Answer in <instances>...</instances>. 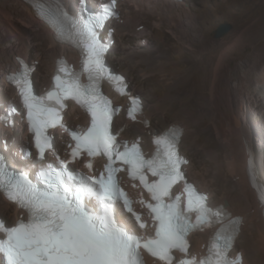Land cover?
I'll return each instance as SVG.
<instances>
[{"label":"snow or ice","instance_id":"1","mask_svg":"<svg viewBox=\"0 0 264 264\" xmlns=\"http://www.w3.org/2000/svg\"><path fill=\"white\" fill-rule=\"evenodd\" d=\"M115 7L116 0H110L100 13L85 16L84 10L72 21L81 52L79 70L58 61L51 88L43 95L35 94L32 69L23 60L9 77L21 98L25 110L21 115L32 140L21 150L28 162L24 170H11L0 155V190L27 213L26 220L21 218L14 226L0 221V256L4 264H144L147 252L163 264H243L242 255H230L239 219L231 217L227 206L209 207L207 195L185 179L182 166L188 161L177 150L183 130L154 134V151L147 158L139 138H118L124 130L114 129L113 117L120 109L102 93L101 83L115 85L120 95L127 85L123 76L107 70V46L97 31L116 15ZM69 102L89 117L86 127L66 126ZM16 112L15 107L10 109V114ZM140 114L142 105L133 98L127 115L136 121ZM57 128L70 137L63 159L49 135ZM48 153L56 157V164L45 163ZM74 163L87 171L70 167ZM33 169L35 183L29 178ZM122 173L140 189L135 201L121 187ZM181 183L182 191L175 192ZM134 205L146 210L148 219ZM214 225L220 228L206 255H192L189 234Z\"/></svg>","mask_w":264,"mask_h":264},{"label":"rangeland","instance_id":"2","mask_svg":"<svg viewBox=\"0 0 264 264\" xmlns=\"http://www.w3.org/2000/svg\"><path fill=\"white\" fill-rule=\"evenodd\" d=\"M183 1L185 2V4L182 8L185 10L181 8L182 11H176L177 15L148 14L140 21L141 26L137 28V32H142L144 30H146V32L148 31L146 34L147 39H145L141 43V46H143L142 49L149 50V55L152 59H160V46L163 47L164 45H167V47L169 48L173 46V49L169 50L166 54L167 56H169L167 60L171 64L168 72L164 76L159 75L158 73L147 74V76H144L142 69H147L148 66L147 64H143L139 61L135 68V76L136 82H142L141 87L136 88L134 81H131L130 77H128V79L131 82V90H133L136 94H140L145 101V112L151 122V126L149 128L150 131L161 132L168 126L173 125L175 122H180L187 127V121H192V128H189L190 130L187 128L184 134L182 149L183 152L188 156V158L192 160L191 162H199V164L201 163L202 167H200L199 164L197 167H191L190 170H188V177H190L191 180L198 179L202 183L205 178L208 183V189H210L212 192L215 191L214 193H216V196L214 195V199L215 197L219 199L223 196L226 189L233 185V181L230 180L224 164V152L227 150L225 148V144L220 139H218L215 134L209 135L206 132L207 129L213 127V122L211 121L210 117L214 114V109L216 107L213 106V100L211 99V94L209 91L213 67L216 61V50L213 47V44L220 43L233 32H235L236 30L238 31L241 28L246 29L251 26L257 28L264 27V0L245 1L239 4V8L233 9L229 6V0H214L211 3H205L207 10L204 9L205 7L200 0ZM71 3L73 7H77L78 0H72ZM199 4H201V6ZM119 8L120 20H118V24L125 23L126 19L131 16V14L133 15L136 9L133 2L129 0H120ZM207 14L211 15L212 23H208V25L204 26V35H202L201 38L198 37L199 39H197V36L196 38L194 36L197 35L198 28H193V18L195 16H203L206 19L205 21L208 22L207 19L209 16ZM129 18L131 21L132 17ZM13 21L20 29L22 28V32L30 35L31 43L33 46L31 49L34 52L39 50L38 54L40 55H42L41 52H44L43 57H45L47 61L44 64L42 63V61L41 64L40 61H36L38 62L37 67L42 70H40V72H37L36 76L34 77L36 84L40 87L49 84L51 72L47 71V67L48 65L52 67L55 61L54 57L50 55L52 49H49V40L44 37L43 34L33 33L29 27L25 26L22 23L21 20L15 19ZM221 24H230L232 28L222 37L216 38L215 32ZM132 29L135 30V26H133ZM181 29H183L184 31H181ZM124 33V36L129 39V47L135 48L139 45L140 41L135 36L134 32L130 30V32ZM114 37L116 39V46L114 47L115 50L113 51V53H116L117 55L115 54L113 56H119L120 51H122L121 47L123 48L124 44H119L117 31L115 32ZM204 38L207 39L210 47L204 45ZM190 42L192 44H190ZM262 46H264V33H261L258 37L253 35L248 36L247 41L243 46L244 53L246 55H249L252 50L255 49V47L258 50H261ZM189 47L192 50L194 48L195 51H192ZM48 50L51 51L49 52L50 56H47V53L45 52ZM186 53H188L192 57L186 56ZM139 55L140 52L139 54H136L131 58L121 57L120 65H116L114 63L111 55L108 59L110 63L116 69H118V71L123 72V70L129 66L130 62H136L138 60ZM232 56L233 57L227 60L225 64L224 68H226V72L224 71L222 73L219 91L216 95L217 100H219L218 103H220L221 106H223L224 103V109L222 108V110L227 114L229 113L225 108V102L229 100L231 94L233 95V87L238 83V76L244 74L243 71H239V67L243 63L241 56L235 53ZM34 58L35 55L33 53L27 59L33 61ZM178 60L184 61L185 63L183 65L177 66L176 63L178 62ZM43 66H46V68L44 69ZM187 69H189L192 73L193 79L189 83L182 82L180 84V81H182L180 80V78L183 77V73ZM39 73L42 74L43 77L45 74L44 80L38 78ZM252 79V83H255V78L253 77ZM1 81L2 83L4 82L3 79H1ZM168 94H172L174 100L167 101L165 99V96H167ZM13 97L14 92L11 87H9L8 92H4L0 89V112L5 109L8 101H10ZM256 99L259 101H264V95L260 94L256 96ZM1 100H4L5 102H2ZM165 101H167L165 109H158V105ZM200 111L205 112L209 117L202 119L201 115L199 114ZM256 116L257 115L255 114H252V116L248 115L247 122L252 132V138L254 139H252V142L254 143L255 147L254 153H256L255 167L256 169H259V166H261L260 161L264 158V126L259 124ZM83 118L84 116H81V119ZM122 118L123 117H121V119ZM73 119L74 117L69 121H72ZM123 121L124 119H122L121 124L123 123ZM202 121H204L205 124H203ZM140 126V124L133 125L134 132L132 134V137L137 134L136 132ZM16 131H18L17 136H19V138L21 133L24 135V133L20 129H16ZM12 137L13 136H10L8 138L9 142L12 141ZM2 138V135H0V144ZM148 138L149 136L147 134H142L143 146L145 148H149ZM209 139L214 142V148L220 149V151L218 152V158H216L214 161L209 159L208 150L202 146L203 144L207 145L210 141ZM18 141L19 140H17L16 142L18 143ZM0 146H2V144ZM16 150L17 148L14 149L15 152ZM208 166L209 172L206 168ZM261 168L263 167L261 166ZM3 201L4 200L0 197V216L7 218L9 223H13L14 213L12 210L10 212L5 211L6 206L2 204ZM210 202L213 204V198H211ZM245 221L246 225L242 228V232L237 240L236 250L241 251L244 254L245 258H249L251 264H262L264 261V249H261L260 243L257 239V232L253 228V225L249 223L248 220ZM207 236L208 234L206 235L203 232L200 233L199 237L202 243L208 239ZM249 244H252V246L254 245L253 250L252 248H250ZM192 245L195 249H200L201 247V245L199 246L198 243L193 240V238Z\"/></svg>","mask_w":264,"mask_h":264},{"label":"bare ground","instance_id":"3","mask_svg":"<svg viewBox=\"0 0 264 264\" xmlns=\"http://www.w3.org/2000/svg\"><path fill=\"white\" fill-rule=\"evenodd\" d=\"M33 1L36 0H0V89L4 92H8L9 90L8 84L5 83L6 73L17 67L15 60L16 57H25L27 59L31 54L34 53L35 61H40V64L41 61L43 64L47 61V59L43 57L44 52H41L42 55H40L38 54L39 50L34 52L31 49L33 46L31 43L30 35L21 31L22 28L20 29L14 23L13 20L15 19L21 20L22 23L25 26L29 27L33 33L43 34V36L49 40L50 43L49 49H52V52L49 50L45 52L47 53V56L49 55V52H51L50 55H52L55 59L54 65L52 67L48 65L47 67V71H50L51 75L53 74L55 69L56 59L60 58L61 56H67L71 60L78 59L76 53L72 49L58 43V41L55 38V35L50 30L49 26L37 17V12L35 11V8L33 6ZM71 1L72 0H65L66 5L67 6L69 5L71 8L77 10V7L72 6ZM130 1H132L136 7L134 14L133 15L131 14V16H129L132 17L131 21L130 18L128 17L126 19V22L123 24H118L117 22L119 21H114L113 23V26L115 27L118 34L119 44L121 45L124 44L123 48L121 47L122 51H120L119 56H113L116 54L113 53V51L115 50L114 47L116 46V42H114V46L107 54V57H110L111 55L114 63L116 65L117 64L120 65L121 57L131 58L136 54H139L140 52L139 57L137 56L138 60L136 62H130L129 66L123 70V73H125L127 77H130L131 81H134L135 87L140 88L142 82L141 81L136 82V76H135V68L137 66V63L140 61L143 64L144 63L147 64L148 68L142 69L144 76H147V74H152V73H158L159 75L164 76L168 72L169 67L171 65L170 62L167 60L169 56H167L166 54L169 50L173 49V46L170 48L167 47V45H164L163 47L160 46L161 49L160 59L159 58L155 60L152 59L149 55V50L142 49L143 46H141V43L145 39H147L146 34L148 31L146 32V30H144L142 32H137V28L141 26L140 21L148 14L177 15L176 11H182L183 9L182 7L185 4V2L183 0L181 1L179 0L182 3H180L179 1H170V0L169 1L168 0H146V1L130 0ZM200 1L203 3V6L205 7L204 9L207 10L205 3H211L214 0H200ZM245 1H250V0H229V6L232 9L239 8L240 6L239 4ZM199 5L201 6V4ZM207 15L209 16L207 19L208 22L205 21L206 19L203 16L202 17L195 16L193 18L194 20L193 28L194 29L198 28L197 35L194 36L195 38L197 36V39L201 38V36L204 35V26L208 25V23H212L211 15L210 14ZM133 26H135V30L132 29ZM130 30L135 33V36L140 41L139 45L135 48L128 46L129 39L124 36L125 34L124 32H130ZM182 30L183 29H181V31ZM261 33H264V27L257 28L251 26L246 29L241 28L238 31L236 30L235 32H233L231 35H229L226 39L222 40L220 43L213 44V47L216 50V61L213 67V73L211 76L209 91L211 94V99L213 100V106L216 107L214 109V114L211 115L210 117L211 121L213 122L212 123L213 127L207 129L206 132L209 135L215 134L217 138L220 139L225 144L226 146L225 148L227 150L224 152V164L226 167V172L230 177V180L233 181V183L232 182L230 183H232L233 185L226 189L222 197H220L219 199L215 197L214 199V195L216 196V193H214L215 191L212 192L210 189H208L209 188L208 183L205 178L203 180V183L198 179H194L190 181H194L199 186L200 190L206 191L211 194V198H213L214 206H227V209L230 210L233 213V215L243 216L244 221L248 220V222L253 225V228L257 232V239L258 242L260 243L261 249H264V216H263L264 207L260 204L256 192L257 190L263 189L261 191L260 197L261 196L264 197V185H263L264 158L260 161V164L263 168L259 166V169H256L255 167L256 153H254L255 147H254V143L252 142L253 139L252 132L247 122L248 115L252 116V114H255L257 115L256 119L259 122V124L264 126V114H263L264 101L260 100L261 101L260 102L259 100L256 99V96L260 94L264 95V67H263L264 46H262L261 50H258L255 47V49L252 50V52L250 53L251 55L250 54L246 55L243 49L244 43L247 41L248 36L253 35L258 37ZM203 43L205 46L210 47L206 38L203 39ZM190 44L192 43L190 42ZM234 53L240 55L242 58L243 63L240 67L239 66L238 67H239V71H243L244 74L238 76L237 78L238 83L236 86L233 87V95L231 94L229 100L225 102L226 104L225 108L229 113L227 114L222 110V108L224 109V103L223 106H221V104L218 103L219 100H217L216 95L217 92L219 91V85L221 81L220 79L222 78V73L226 69L224 68L225 64L227 60L233 57L232 55ZM186 54H187L186 56L192 57L188 53ZM181 60H178V62L176 63L177 66L183 65L185 63L184 61ZM107 61H109L108 58ZM43 67L44 69L46 68V66ZM40 70L42 69H39V67H37L33 76H36L37 72H40ZM253 77L255 78L254 80L255 83H252ZM38 78L44 80L45 74L43 77L42 74L39 73ZM1 79L4 80L3 83ZM192 79H193V75L190 72V70L187 69L186 71H184L183 77L180 78V80H182L180 81V84L182 82L189 83ZM49 84H50V79H49ZM49 84L44 85V87L49 86ZM165 99L167 101H171L174 100V97L172 96V94H168L167 96H165ZM1 101L5 102L4 100ZM167 101L160 103L158 105V109L164 110ZM199 114L201 115L202 119L209 117L203 111H200ZM81 116H84L82 112L78 111L76 108H72L68 110V115L66 119L70 120L74 117L72 121H69L70 123H76V122L81 123L82 122L81 120H83L81 119ZM84 119L86 120L87 123V118ZM175 123L177 124L178 122ZM202 123L205 124L204 121H202ZM178 124L183 126L182 127L183 135L181 138V146H182L184 134L187 128L188 129L192 128V121L189 120L187 121V127L186 125L184 126L180 122ZM125 126L126 127L123 136L127 138L128 137L131 138L134 132L133 124L126 121ZM145 132L146 129L140 126L136 132L137 134L132 138L134 139L137 136L142 137V134ZM17 134L18 131L3 129L2 126L0 125V135H2L3 138H6L8 136H13L12 138H16L17 141L18 140ZM22 135L23 134L21 133L19 141L25 138V134L23 136ZM209 140L211 142L209 141L207 145L203 144L202 146L208 150L209 159L214 161L216 158H218V152L220 151V149L214 148V142L211 139ZM0 149H2V146H0ZM12 150L10 151V154L12 153ZM15 161L18 165H24V163L21 161L18 160ZM248 161L252 164L253 171L256 175L255 182H252L250 178ZM198 164L199 162L198 163L191 162L190 166L187 169L190 170L191 167H197ZM199 166L202 167L201 163L199 164ZM206 168L207 171L209 172V166ZM255 185H259L257 190H255ZM5 201L6 200H4L2 203L4 206H6L5 211L10 212L12 210L14 213L13 214L14 221L13 223H10V224H14L17 220L16 208L14 206L12 207L9 202L7 201L5 202ZM200 233L202 232L194 233L193 240L196 243H198L199 246L200 245L202 246L206 244L207 240L202 243L199 237ZM203 233H205L206 235L209 234L206 232ZM249 245L250 248H252L253 250L254 245L253 246L252 244ZM236 251L237 250L235 249L234 253ZM0 263L2 264L1 257H0ZM243 263L251 264L249 258H245L244 254H243ZM262 264H264V261Z\"/></svg>","mask_w":264,"mask_h":264},{"label":"water","instance_id":"4","mask_svg":"<svg viewBox=\"0 0 264 264\" xmlns=\"http://www.w3.org/2000/svg\"><path fill=\"white\" fill-rule=\"evenodd\" d=\"M231 28H232V26L230 24H221L215 32V37L216 38L222 37L227 32H229L231 30ZM108 64H109L110 68H112L113 71H116V69L113 68L112 64L109 61H108ZM6 163H8L10 165L11 170L14 171V168L8 159H6ZM2 264H3V261H2Z\"/></svg>","mask_w":264,"mask_h":264},{"label":"clouds","instance_id":"5","mask_svg":"<svg viewBox=\"0 0 264 264\" xmlns=\"http://www.w3.org/2000/svg\"><path fill=\"white\" fill-rule=\"evenodd\" d=\"M96 1H100V0H96ZM130 1V0H129ZM175 1H178V0H175ZM120 10V9H119ZM120 13V12H119ZM120 20V19H119ZM107 58H109V57H107ZM110 62V61H109ZM113 66V65H112ZM113 68H115L114 66H113ZM116 69V68H115ZM117 70V69H116Z\"/></svg>","mask_w":264,"mask_h":264},{"label":"trees","instance_id":"6","mask_svg":"<svg viewBox=\"0 0 264 264\" xmlns=\"http://www.w3.org/2000/svg\"><path fill=\"white\" fill-rule=\"evenodd\" d=\"M118 70V69H117ZM131 89V88H130ZM23 149V148H22ZM182 151H183V149H182Z\"/></svg>","mask_w":264,"mask_h":264}]
</instances>
